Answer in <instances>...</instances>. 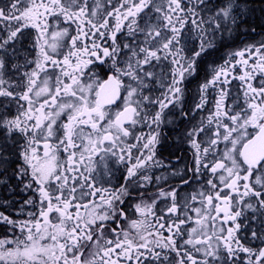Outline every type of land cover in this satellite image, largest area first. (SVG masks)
Wrapping results in <instances>:
<instances>
[{
	"label": "snow or ice",
	"instance_id": "obj_1",
	"mask_svg": "<svg viewBox=\"0 0 264 264\" xmlns=\"http://www.w3.org/2000/svg\"><path fill=\"white\" fill-rule=\"evenodd\" d=\"M0 264H264V0H0Z\"/></svg>",
	"mask_w": 264,
	"mask_h": 264
},
{
	"label": "flooded vegetation",
	"instance_id": "obj_2",
	"mask_svg": "<svg viewBox=\"0 0 264 264\" xmlns=\"http://www.w3.org/2000/svg\"><path fill=\"white\" fill-rule=\"evenodd\" d=\"M164 155L168 156V150L167 149L164 151Z\"/></svg>",
	"mask_w": 264,
	"mask_h": 264
}]
</instances>
